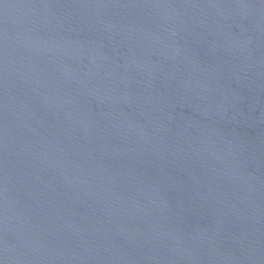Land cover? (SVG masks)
Returning a JSON list of instances; mask_svg holds the SVG:
<instances>
[{
    "label": "water",
    "instance_id": "water-1",
    "mask_svg": "<svg viewBox=\"0 0 264 264\" xmlns=\"http://www.w3.org/2000/svg\"><path fill=\"white\" fill-rule=\"evenodd\" d=\"M0 264H264V0H0Z\"/></svg>",
    "mask_w": 264,
    "mask_h": 264
}]
</instances>
